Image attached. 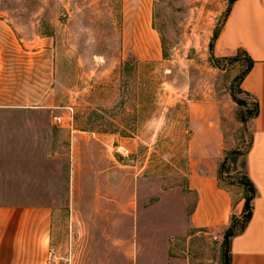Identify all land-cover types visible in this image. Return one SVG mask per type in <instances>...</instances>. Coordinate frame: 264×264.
<instances>
[{"label":"rangeland","instance_id":"rangeland-1","mask_svg":"<svg viewBox=\"0 0 264 264\" xmlns=\"http://www.w3.org/2000/svg\"><path fill=\"white\" fill-rule=\"evenodd\" d=\"M230 5L0 0V22L7 27L6 33L0 28V44L7 39L29 54L53 50L51 93L58 111L71 106L73 127L105 140V151L85 149V139L77 144L71 207L59 195L67 160L45 156L52 152L42 133L49 113L11 111L4 118L9 140L0 153V204L57 209L49 264H89L90 243L94 253L100 239L102 260L92 254L91 264H130L136 250H159L166 240L181 264H227L230 225H191L197 193L189 188V174L194 164L210 170L218 163L219 182L235 201L250 193L245 163L256 101L241 87L247 58L241 51L219 56L211 49ZM51 185L54 190H43ZM235 223L237 230L242 215Z\"/></svg>","mask_w":264,"mask_h":264},{"label":"crops","instance_id":"crops-1","mask_svg":"<svg viewBox=\"0 0 264 264\" xmlns=\"http://www.w3.org/2000/svg\"><path fill=\"white\" fill-rule=\"evenodd\" d=\"M0 28L3 33L7 32L4 21L0 22ZM214 49L219 56L245 51L254 60L253 67L241 81V87L255 98L259 108L258 114L250 119L253 139L246 154L247 174L255 184L257 194L252 201V216L246 227L230 238L229 256L230 264H264V0H235L231 3ZM25 52L17 45H7V39L0 44V153L9 140L4 119L7 112L20 115L48 112L52 119L49 125L43 127L42 133L46 132L50 139L52 152L45 156L48 161L62 157L67 160L66 166L61 168L65 176L63 192L59 195L69 198L71 207H74L77 197V144L85 139V149L98 145L105 151V140L83 135L85 131L75 129L65 118L61 122L56 119L64 116L66 111H58L59 104L54 102L51 93L56 72L53 50L47 46L32 51V54L28 50ZM60 145L64 151L59 149ZM218 175V163L210 170H202L197 164L191 168L189 188L197 193L190 219L194 228L228 227L233 216L243 214L245 199L242 197L235 201L232 191L220 184ZM47 188L54 190L55 186L43 190ZM56 211L53 205L47 203L0 204V264H49ZM102 244L101 239L97 241L93 253L90 243L89 264L92 254L95 259L102 260ZM146 251L136 250L134 258L131 254L130 264H133L132 259L134 264L142 261L148 264H181L179 257L171 255L169 240L164 241L159 250L153 248Z\"/></svg>","mask_w":264,"mask_h":264},{"label":"trees","instance_id":"trees-1","mask_svg":"<svg viewBox=\"0 0 264 264\" xmlns=\"http://www.w3.org/2000/svg\"><path fill=\"white\" fill-rule=\"evenodd\" d=\"M235 0H231V3H233ZM230 10V8H229ZM219 31H216L214 36H213V43L211 44V49H213L214 47V42L215 40L217 39L218 35H219ZM241 53L247 58V66L245 68V70L242 72L241 74V78L243 79L244 76L251 70V68L253 67V64H254V60L245 52V51H241ZM239 103H242L241 101H239ZM258 111H259V108H258V103L255 102V108H254V112L252 113V116L251 117H255L257 114H258ZM246 164V163H245ZM219 180L222 176V169H219ZM246 183L247 185L249 186V190H250V193L249 194H246L243 195V198L245 199V205H244V210H243V214H242V224L240 226L239 229H235L234 227L236 226V223H235V219L236 217L233 216L232 217V220H231V224L228 228V231H227V235L229 236V238H231V236L235 235L236 233L242 231L248 221L250 220L251 216H252V201L254 199V197L256 196L257 194V189L255 187V184L252 182V180L249 178L248 174H247V171H246ZM223 187H226V185H222ZM238 218V217H237ZM229 242H230V239L227 243V248H228V252H227V264H230V256H229Z\"/></svg>","mask_w":264,"mask_h":264},{"label":"built area","instance_id":"built-area-1","mask_svg":"<svg viewBox=\"0 0 264 264\" xmlns=\"http://www.w3.org/2000/svg\"><path fill=\"white\" fill-rule=\"evenodd\" d=\"M65 118L67 122L71 125H73L74 122V110L71 106H67L66 113L64 116L56 117V119L61 122Z\"/></svg>","mask_w":264,"mask_h":264}]
</instances>
